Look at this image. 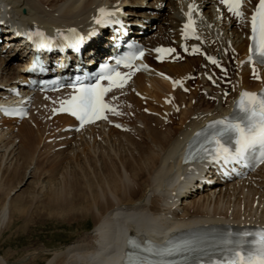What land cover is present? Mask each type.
Returning a JSON list of instances; mask_svg holds the SVG:
<instances>
[{
	"label": "bare ground",
	"instance_id": "1",
	"mask_svg": "<svg viewBox=\"0 0 264 264\" xmlns=\"http://www.w3.org/2000/svg\"><path fill=\"white\" fill-rule=\"evenodd\" d=\"M116 1L118 0H0V5L3 8L10 5L11 9H14L15 14L13 13L12 17L20 19L17 24L18 26L20 24V27L36 25L52 33L55 28L64 29L74 26L86 35H90L96 30L93 24L95 12L99 6L117 3ZM164 1L154 0L155 3L152 4L154 9L152 11L155 10L157 4L160 5ZM61 2H64L63 5L57 6ZM188 2L189 0H181L177 4L170 1L169 5L174 17L167 16L166 10H158L162 21L168 23L167 27L164 28L165 31L171 30L174 34L164 35L162 32L155 39H158L159 42L178 39L181 21L185 17V13L188 12ZM194 2H200L199 7H193L192 11V17L196 19L200 26L196 10L203 7L206 8L213 2L212 0H194ZM117 4V9L125 6L124 4ZM23 5L28 7L26 14H22L20 9L16 10V7ZM217 7L220 10V5L216 7L214 5V12L212 11L213 13H210L208 17L209 23L211 22L212 24L214 22V28H208L207 31L210 33H206V36L211 35L220 45L221 51L224 49L228 50V38L224 34L221 38L218 37V32L232 28L235 22L234 20L230 21L229 15L224 13V11H218ZM53 8L54 12H58V15H52L53 13L50 12V9ZM208 8L211 9V6ZM147 11L148 9H146L145 13ZM50 13L52 14L50 15ZM220 14L223 17L221 23L223 29L221 26L216 29L215 27L219 25L217 19L219 20ZM3 15L5 16V14ZM125 15L129 19L134 18L130 9ZM99 29L101 28L99 27ZM104 30L106 31V29ZM97 32L101 35L104 31ZM97 32L94 33L95 37L98 36L96 35ZM234 32L238 38L234 39L233 44L239 52L245 53L247 51V42L246 39L242 40L240 37L246 31L243 29L240 33L238 30H233L232 34ZM111 35L117 36L113 30H107L106 34L97 37L96 41L92 40L86 47V51L93 52V55L97 56L100 51L107 49L106 44L115 43V41L109 40ZM6 37L0 36V38ZM111 55L108 54L107 56ZM67 57L74 58L76 56L70 53L61 58L65 60ZM17 59L18 55L13 54L10 59L12 60L11 64ZM99 60L103 62V59L99 58ZM186 61L187 64L175 63L148 66L145 68L147 72L145 74H137L127 87L109 94V97L117 96L112 102L119 108V113L133 111V115L138 119L136 120L142 123L143 127L138 128L135 126L140 138L133 133L117 137L116 140L118 142L116 141L117 144L115 143V147L113 146V152H115L116 156H109L110 160L107 161L103 158L101 164H98L100 159L95 161V155L93 156L91 153L87 155L85 162L81 163L77 160L79 157L75 156L77 157L75 159L77 163L73 165L68 163L65 166H62V164L63 168L57 174L55 173L57 170H53L60 166L61 161H64L63 159L66 157L62 158L63 152H61V155L55 157L49 164L53 165L49 166V168L51 167L49 171L57 174L55 179L46 180L45 184L41 181L35 183L29 192L24 191L21 193L19 191L22 185L25 184V171L24 179L22 178L15 186L7 189L8 191L4 190L5 195L3 197H1L3 188L0 185V232L4 225L10 221V218L13 217L12 214L23 215V218L29 217L31 212L33 213L31 204L35 198L40 199L39 194L41 195V193L44 194V198L39 200L41 204L37 207L39 214L44 212L48 218L60 219L61 221H66V223L85 221L87 219H90L93 223V228L90 231L84 232L85 234L79 236V238L67 242L54 250L47 264H119L111 259V250L128 232L148 233L152 237H156L157 235L171 234L178 229L208 223H249L264 226V165L246 181L218 183L213 187L206 186L201 191L198 190L200 187L199 182L194 183L196 174L193 171L187 174L183 172L180 157L187 139L206 121L228 114L232 107L231 99H228L226 106H221L222 103H219V106L211 113H207L206 116L198 114L197 118L185 124L184 120L186 118L198 112V109L191 104L193 91L192 89L190 90V95L181 93L179 89L173 91L171 89V78L173 77L174 79L191 74L195 59H187ZM147 62L148 60L145 58V63ZM8 66L7 63V68ZM257 70V76H262L264 68ZM160 71L165 73L164 76L156 75ZM166 76L168 77L166 78ZM20 79V74L13 73V76L4 82L13 88L17 85L16 81ZM202 80L204 81L203 78ZM249 81L245 74L238 79L237 86L235 81H232L237 91L234 98L237 97L242 89L252 90L260 88L263 84V82L255 84ZM132 86L135 87V90L142 93L146 99L150 100L147 103L148 108L158 113L162 109L167 110L169 113L175 109L163 103L162 98L167 96L168 93L173 95L174 101V95H178L182 100V104L189 99L190 104L187 103L181 111L179 128L171 131V125H168L170 127L165 126L164 123H161L163 121L160 118L161 121L156 127L154 122L157 121L158 117L155 116L157 118L155 119V117L152 118L153 116H148L140 111L142 103L139 104L140 102L135 101L136 97L131 91ZM53 100L54 97L51 96L34 95L32 97L31 115L28 119L23 121L14 119L0 120V169L3 166L9 172L12 171L10 169L15 164L16 167L13 172L16 174L17 171H20L19 164H25L24 162L29 160L27 155H30V152L28 150L34 147L33 144H29L31 141L35 145L37 141L39 144L43 143L40 148L46 149V153L48 148L60 145H65V148L68 147V144L73 142L68 140V136L71 134L76 138L77 136L84 137L89 133L90 141L91 139L93 140L92 146L89 141L85 140L88 142V144L84 142L87 144L86 147L88 149L94 148V153L96 149L101 148L104 154V147H101L100 144L96 145V142H98V139L100 141L105 140L106 129H101L105 125L92 126L78 133H63L61 128L65 124L72 123V120L65 115L57 116L51 120L49 110L53 106ZM218 100H220V97ZM205 105H208V102ZM158 106H162L161 110H159ZM47 110L48 115L46 114ZM205 111L209 112V108ZM170 118L171 124H173L174 114ZM111 120L115 121L116 119L112 118ZM24 121L27 122V125L23 126L22 129L20 127L22 134L19 130L18 133L14 134V129L12 133L15 135H13L14 138L20 134L21 136L18 137L24 140L21 139L20 141L18 139L19 141H16L13 138V141H11L10 131H12L11 129L14 125H8L7 130L3 129L4 125L13 122H21L22 124ZM56 122L59 126L57 129ZM48 131L52 132L48 134ZM38 132L41 137L36 136ZM64 134L66 136H59ZM49 137L60 138L58 142L46 144V138ZM84 138L87 139L86 137ZM144 138L148 140H144ZM22 141H26L24 145L26 147L29 145L30 148L25 147V149L21 147L22 144L16 148L13 144H10L15 142L16 145L19 142L22 143ZM77 142L75 140V144ZM83 145H85L83 140H80L77 148L81 149ZM34 153L36 152L31 151V159L34 158ZM179 154L180 156H177ZM7 171L4 172L7 173ZM52 177L54 176L52 175ZM154 226H158L160 229L149 233L148 227ZM37 255L34 254L33 256ZM32 259L31 264H38L44 258L37 256ZM0 264H14V262H10L7 257L0 254Z\"/></svg>",
	"mask_w": 264,
	"mask_h": 264
},
{
	"label": "snow or ice",
	"instance_id": "2",
	"mask_svg": "<svg viewBox=\"0 0 264 264\" xmlns=\"http://www.w3.org/2000/svg\"><path fill=\"white\" fill-rule=\"evenodd\" d=\"M220 2L227 6L228 11L236 17L243 16L242 0H220ZM116 10L118 9L109 10L106 7H101L98 9L99 15L94 17V21L97 24L106 25ZM192 11L193 6L189 5L188 12L185 13L188 20L183 26V36L195 34ZM251 30V39L254 41L257 53L256 62L264 64V0H259L252 13ZM69 32L75 34L76 30L70 29ZM34 36L40 38L37 47L50 46V38L46 37L43 32L37 30L30 33L28 39L32 40ZM64 39L68 40L70 37L64 36ZM82 39V37H76L73 46ZM155 51L162 54L157 56V59H163V54L175 52V49L157 48ZM196 51L198 49L194 47L193 52ZM251 51H253L252 47H250ZM143 55V50L129 51L116 58L115 67L102 64L100 72L94 74V83L77 82L74 84L73 95L68 100L62 101L61 107L54 111L69 112L81 122V126L97 119H106L105 112L115 111V109L105 102V94L113 88H123L131 73L140 70V68H147V65L133 63ZM208 59L213 64L217 63L213 57H208ZM249 59L252 60L253 57L250 56ZM120 65L130 69V72L119 71ZM255 72L256 69L253 68V73L255 74ZM102 81L108 83L105 85ZM172 83L175 87L180 81H172ZM119 126L117 125V127ZM191 144L199 146L188 152L186 162L200 158L209 159L212 162L241 164L248 160L250 155H254L258 163H264V91L259 94L241 93V99L234 107L233 114L210 121L203 129L194 133ZM129 243L143 252H149L159 257V259H148L140 255L132 258L129 255L126 264H264V228L258 226L254 231L233 232L227 230L210 239L193 237L169 241L163 247L142 248L138 242L129 241Z\"/></svg>",
	"mask_w": 264,
	"mask_h": 264
},
{
	"label": "rangeland",
	"instance_id": "3",
	"mask_svg": "<svg viewBox=\"0 0 264 264\" xmlns=\"http://www.w3.org/2000/svg\"><path fill=\"white\" fill-rule=\"evenodd\" d=\"M170 1L178 4V2L181 1V0H165L160 5L157 4L155 6V10H154L155 12H151L150 11V10L154 9L153 6H152V4L155 3L154 0H140V1L139 0H118L116 2L121 4V5H123V4L125 5L124 8H123L125 10V12H127L130 9L132 15H134L133 16L134 19L141 20L145 16H138V15L143 14V12H145L146 9H148L149 12L151 14H153V16H155V17H158V14H157L156 10H159V9L166 10L167 16L170 15V16L174 17V15H172L173 14L172 10L170 9V5H169ZM63 3L64 2H61L57 6H62ZM189 3H191V2H189ZM210 6H211V9L208 8ZM208 7L205 9L206 12L213 11V8H212L213 6L212 5H209ZM23 8L26 9V11H28V7L24 6V5L21 6V7L20 6L16 7V10L20 9V12L22 13V9ZM50 10L49 11L53 13V14L50 13V15L51 14L55 15V16L58 15L57 11L54 12V8L50 9ZM13 13L15 14L14 9H12V14ZM207 15H209V13ZM159 18L160 19H158V20L152 21L150 23V25H149L150 27L160 26L157 30H154V34H156V35H158L159 33H162V32L164 33L165 32L164 27H166V25L162 21V18L160 16H159ZM218 24H219V26H221V20L218 21ZM161 25H163V27H161ZM222 27H223V25H222ZM233 30L234 31L235 30L240 31L241 28H240V26H238L236 24V25H233V27L230 30L229 29L227 30L228 33H226L224 31V35L226 37H229V40H231L232 42L234 41V39L236 40L238 38L237 36H235V32H234V34H232ZM219 36H222V31H220ZM240 38L243 39V37H240ZM3 45L4 44L2 43V46H0V51L4 48ZM5 59H6V56H2L0 54V94L4 90V87L6 85V83L4 81L10 79L13 76V73L18 74L19 73V69H20V65H21L20 64L21 60H16L15 62H13L11 64L12 60L4 61ZM189 59H195L194 65L192 67L193 70L198 69V68L201 67L199 58L195 57V58H189ZM186 62L187 61H183L182 63H186ZM7 63L9 65L8 68H7ZM164 64H169V63H164ZM233 70H234V78L235 79H237L240 74H243V72L241 73V69L233 68ZM248 71L249 70L244 72L245 73V77L248 78L251 81V83H258V79L255 78L254 76H252V74H250ZM190 82H191L192 87H193L192 88L193 98L191 100L192 101L191 104H192V106H194V108L198 109L197 110L198 112H197L196 116L198 114L207 115V113H211V111H214V109L219 106V103H222L221 106H225L226 105V101L227 100L226 101L225 100H218V98L220 96H217L218 98L216 97L217 99L213 100L211 98L212 96H210V94L208 92L207 93H203V91L207 89L206 84H205L204 81L197 79V80H191ZM6 86H8V85H6ZM9 86H11V85H9ZM183 94L190 95L188 93H183ZM135 97H136V99H135L136 102H140L139 104L142 103V108L140 109V111L142 113H144V114H146L148 116H153L152 118L157 116V115L150 114V113L147 112V108H148V106H147L148 104L147 103H149L150 100H148L146 98H145L146 99L145 100L144 98H141V97H139L137 95H135ZM176 97H177V102L179 103L180 108H182V110L184 109V107L186 106L187 103L190 104V100L189 99L186 100V103L182 104L181 98L178 95ZM204 102L205 103L208 102V105H205ZM155 107L157 108V106H155ZM158 107L160 108L159 110H161L162 106L161 107L158 106ZM194 108H193V110H194ZM208 108H209V112L205 111ZM124 113H125V115H124L125 121L132 125L131 128L133 130L130 128L129 130H131V131H129V130L121 131V130L116 129L114 127L102 126L101 129H104V128L106 129L105 130L106 131L105 140H101L100 141L98 139V142H96V145L100 144L101 147L102 146L104 147L105 152H107V153L104 152V154H103V151L101 150V148L96 149V152L94 153L93 152L94 148L91 147V149H88L86 147L87 144H88V142H86V141H89L90 145L92 146V141L93 140L91 139V141H90L89 133H87L88 135L84 136L87 139H85L84 137H81V136H77L76 138L75 137L71 138L70 136H68V140L73 141L71 144H68V147L65 148V145H60V146H57V147H54V148H48L46 153H45L46 149H41L40 148V147L43 146V143L39 144L38 141H37L36 142L37 144L35 145L33 143V141H31L29 144L30 145L31 144L34 145V147L31 148L33 150H31V149L28 150L27 149L30 152V155L29 154L27 155L30 161L26 160L24 162L25 164H23V163H22V165L19 164L20 171H17L16 174L13 172L14 168L16 167L15 164L12 165V167L10 169L12 171L8 172L7 170H5L3 168V166H2L1 169H4V170L0 169V185H2L1 188H3V191H1V197H3L5 195L4 190L8 191L7 189L15 186L17 182L22 180V178L24 179L25 171H26V174H25L26 177L24 179L25 180V182H24L25 184L22 185V188L19 191L21 193L24 192V191L29 192L31 190L32 185L35 184V183H39L41 181L42 183L45 184L46 180L48 181L49 179H52V178L55 179V176L58 174V172L61 171L60 169L63 168L62 166H65L68 163H70L71 165L76 164L77 162L75 161V159L77 157H79V159L77 158L78 162L83 163L87 159V155L92 153L93 156L95 155V161H98L97 159H100L98 164H101V160L103 158H104V160L108 161V160H110L109 156L110 157L111 156L112 157L116 156L115 152H113L114 147H115V143L117 141L116 138L122 136L123 134H131V133H133L134 135H136V134L138 135V132L136 131L135 126H137L138 128L142 127V123L137 121L138 119L133 115V111L124 112ZM181 114L182 113L180 111L175 110V112H174V123L173 124H171V120H166V119H164L163 122H161V123L162 124L164 123L165 126H168L170 124L171 125L170 129H171V131H173L174 129H177L180 126V116H181ZM196 116H194V114H191L190 117H188V118H186L184 120V123L188 124L191 120L195 119L194 117H196ZM155 119H157V118L155 117ZM160 121L161 120L158 117L157 121L154 122L156 127L158 126L157 124H159ZM10 124L14 125V127H12V129H11L12 131H10L11 132L10 135L12 137L11 141H13V138H14L13 135L18 133V130L20 131V127L22 129L23 126L27 125V122L24 121L22 124L21 123H14V122L13 123H7V124L4 125L3 129L7 130L8 129L7 126L10 125ZM152 126H153V124H152ZM168 127H170V126H168ZM108 128L110 129V131H109ZM13 129H14V134H12L13 133ZM50 132H52V131H48V134ZM20 133H21V131H20ZM111 133H112V136H111ZM18 136H21V135L19 134ZM18 136H16L14 139L16 141L18 139L21 141V139H23V138H19ZM36 136H40L39 132H38V134ZM59 136L61 137V136H66V135L64 134V135H59ZM138 137H139V135H138ZM145 138H144V140H148V139H145ZM58 139L59 138L55 139L54 137H49V138H46V142L45 143L46 144H51V143H53L55 141L58 142L59 141ZM40 140H41V138H40ZM40 140H39V142H40ZM75 140H77L78 142H80V140H83V144H85V145L81 146V149L80 148L78 149L77 148L78 147V142L75 144ZM25 142L22 141V143L19 142V144L16 142L17 146L15 145V142H12L10 144H13L16 148L19 145L21 146V144H22L21 147L25 148L26 147L24 145ZM84 142H86L87 144L84 143ZM79 144H82V143H79ZM27 147L30 148L29 145ZM73 148H74V150H73ZM31 151H35L36 152V153H34V158L33 159H31V157H32ZM108 151H109V153H108ZM61 152H63L62 153L63 154L62 158H64L65 156L67 158L65 157L63 159L64 161H61L60 166H58V167L56 166L57 168L53 170V171L57 170L55 172L57 174H55L53 171H49L51 169V167L49 168V166H53V165H49V164L51 163V160H53L58 155H61ZM75 156H77V157H75ZM68 157H69V159H68ZM116 160L118 161V159H116ZM28 163H30V164L28 165ZM42 165H43V167H42ZM4 171H7V173L4 172ZM52 175L54 177H52ZM39 197H40V199H43L44 198V194H42V193H41V195L39 194ZM40 199H38V198L34 199L33 203L31 204V210L33 211V213L31 212L29 217H27L28 219L25 218V217L23 218V215L22 216H18L16 214L13 215L11 213L13 217L10 218V221L4 225V227L2 228V230L0 232V254H2L3 256L7 257V259L10 262H14V264H22V263L23 264H25V263L26 264H31V261L33 260L32 258L35 259L37 256L41 257V258H44L43 260H41L39 262L40 264H43V263L47 264L48 260L51 258L50 255H51V253L54 250H56L59 247L63 246L67 242H70V241H73V240L79 238V236H82L87 231H90L93 228V223H92V221L90 219H87L85 221H75V222H71V223L70 222L66 223V221H61L60 219H54V218H51V217L48 218V216H46L44 212L43 213L41 212L39 214L37 207L41 205L39 203ZM35 210H37V211H35ZM34 254H36V255L38 254V255L37 256H33ZM45 258H47V259H45ZM45 260H47V261H45ZM24 261H26V262L24 263Z\"/></svg>",
	"mask_w": 264,
	"mask_h": 264
}]
</instances>
